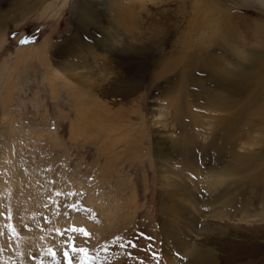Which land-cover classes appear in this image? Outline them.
Listing matches in <instances>:
<instances>
[{"label":"rangeland","instance_id":"obj_1","mask_svg":"<svg viewBox=\"0 0 264 264\" xmlns=\"http://www.w3.org/2000/svg\"><path fill=\"white\" fill-rule=\"evenodd\" d=\"M245 2L243 20L257 3L264 13V0ZM189 22L173 0H0V264H264V128L249 121L252 89L202 69L228 67L233 35L192 58L189 93L211 94L213 108L226 100L219 114L237 109L236 155L208 125L217 111L194 107L212 137L181 142L180 125L169 138L174 111L156 99L174 87L150 85L185 39L207 36ZM247 25L234 26L232 44L264 51ZM193 249L213 250L212 262Z\"/></svg>","mask_w":264,"mask_h":264},{"label":"bare ground","instance_id":"obj_2","mask_svg":"<svg viewBox=\"0 0 264 264\" xmlns=\"http://www.w3.org/2000/svg\"><path fill=\"white\" fill-rule=\"evenodd\" d=\"M177 1L178 4L182 7L183 11L189 16V24L193 26L194 29L199 33V35H207L201 42L198 41H189V39L184 40L183 47L179 50H175L173 54L167 56L161 63L160 69H155L153 72V77L151 79L150 85L154 86L158 84L162 80H167L174 87L168 92H164L156 99L159 98L164 99V105L167 107H171L173 109V119L176 120V126H170L166 123L163 124L165 128H168L169 138H174L175 131L177 127L181 125L180 134H182L180 141L184 142L185 138L191 141V135H194L197 139L200 138H208L212 137L211 132H206L204 127L205 121L201 119L205 114L195 111L194 107L205 108L212 112L217 111L218 115H212V118L215 120H209V127L212 125L211 122L216 123L218 125L217 129H214V136L217 138H222L227 141L225 144L226 152L230 154L235 153V134H236V117L238 116L237 109H231L226 111L224 114H219L222 110L229 109V103L224 100L219 104L218 107L213 108L211 105V101L213 97L211 94H204L202 92H193L189 93V78L192 77L194 68L196 65L194 63L195 55L200 53H206L212 50L213 46L218 47V44H223L226 40L219 39L215 35H219V33L227 30L228 35H233L229 45L227 48L229 50L228 56L229 59L226 60L227 66L225 67L222 64H216V66H212V64H203L202 69L210 70L214 73L215 77H223L226 76L229 81H239L245 83L252 89V94L250 93V107H248V115L249 121H259L263 124L264 128V51H247L241 50L239 51L233 44L232 41L235 38L234 35H238L235 33L234 26L240 21H245L248 27H253L255 31L264 35V13L258 10L260 6L259 3L250 7L256 8L253 12L257 15L254 18H249V20L244 18L242 19V14L238 11L240 7L247 6L245 0H173ZM243 8V7H242ZM118 11L123 13L124 19H130L129 15L123 11V8H118ZM131 20V19H130ZM134 21V20H131ZM238 45V43L236 42ZM239 46V45H238ZM213 47V48H212ZM237 50L238 57L235 58V51ZM217 50V48H216ZM219 57H222L220 55ZM206 58V57H203ZM238 60L240 64H237V69L232 71L230 69V65L234 63V60ZM211 60V59H210ZM182 71L181 79L174 80L172 77L175 74H178ZM163 78V79H161ZM161 79V80H160ZM172 79V80H171ZM91 89L89 90V94L91 96L95 95L93 92L99 87L101 84L98 81L91 82ZM197 90V89H195ZM93 91V92H92ZM195 95L192 96L193 102L186 97V99L182 98V95ZM91 99V98H90ZM114 100L112 104H119L123 101ZM141 99V98H140ZM209 99L208 101H206ZM143 100V99H142ZM93 101V100H92ZM94 100V108H92V112L94 110L98 111L96 107L97 103ZM162 101V100H161ZM156 102V101H155ZM259 104L258 107L255 104ZM162 106V105H161ZM160 106V107H161ZM108 108V107H107ZM192 108V110L190 109ZM242 112V111H241ZM96 114V113H95ZM190 114L188 120L184 119V116ZM128 115V114H127ZM126 115V116H127ZM109 116V115H107ZM141 117V116H140ZM139 117V119H140ZM252 118V119H251ZM143 120L145 118L143 117ZM155 123H159L160 120L154 118ZM116 121L113 118L107 117V122ZM118 126L116 130L120 132L122 135H130L128 127L121 125L119 123L115 124ZM186 135V137H185ZM124 140V148H132L135 146V142L131 141V143L125 138ZM209 143V141H208ZM230 169L227 165L224 168V171ZM228 172V171H227ZM264 173V168L262 169ZM224 177V174H222ZM227 179H221L222 182H226ZM220 181H211L210 183L218 184ZM231 217V215H230ZM190 242V241H189ZM193 259L196 261L203 260H213L214 254L213 250L202 251V250H192L190 252Z\"/></svg>","mask_w":264,"mask_h":264},{"label":"snow or ice","instance_id":"obj_3","mask_svg":"<svg viewBox=\"0 0 264 264\" xmlns=\"http://www.w3.org/2000/svg\"><path fill=\"white\" fill-rule=\"evenodd\" d=\"M80 251H84L83 249H80Z\"/></svg>","mask_w":264,"mask_h":264}]
</instances>
